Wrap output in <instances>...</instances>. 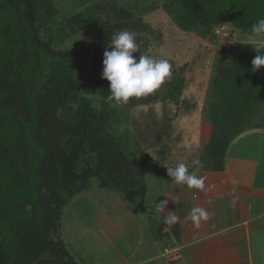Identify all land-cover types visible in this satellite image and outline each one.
<instances>
[{
  "label": "trees",
  "instance_id": "16d2710c",
  "mask_svg": "<svg viewBox=\"0 0 264 264\" xmlns=\"http://www.w3.org/2000/svg\"><path fill=\"white\" fill-rule=\"evenodd\" d=\"M173 1L177 7L171 14L178 28L201 37L224 21L251 32V26L264 19V0ZM54 10L48 0H0V255L6 264L16 260L17 249L28 260L23 264H77L60 238L64 206L91 181L126 196L143 187L144 159L136 148H129L126 135L113 132L107 83L96 80L106 104L95 113L78 98L76 78L85 71L83 57L92 59L97 77L113 34L124 29L137 32L139 21L113 7L115 23L103 27L104 37L90 49L56 52L39 37L41 19L47 22ZM70 20L81 24L76 15ZM255 55L254 50L239 51L230 55L231 64L222 60L218 67L213 88V106L218 109L212 116L215 136L204 159L213 170L223 169L227 148L249 128H243L250 119L247 114H254L263 99L264 67L252 71ZM70 101H77L78 108L64 119L61 114Z\"/></svg>",
  "mask_w": 264,
  "mask_h": 264
},
{
  "label": "rangeland",
  "instance_id": "374dc122",
  "mask_svg": "<svg viewBox=\"0 0 264 264\" xmlns=\"http://www.w3.org/2000/svg\"><path fill=\"white\" fill-rule=\"evenodd\" d=\"M48 1L54 5L55 10L50 13L47 22L41 19L42 27L39 30V37L49 43L52 50L79 53L85 48L90 49L97 39L104 37L103 27L112 26L115 23L112 10L116 7L132 13L129 20L139 21L140 28L137 32L146 34L137 38L139 53H133V56L138 58L141 54L149 55L157 60L167 59L172 65L171 78L153 94L133 98L119 107L110 102L108 108V112L113 114V132L117 135H126L129 148H136L138 156L144 159L143 177L149 190L159 188L158 182L168 181L167 169L162 166L172 167L179 163L189 164L193 161H201L204 164L203 168L212 166L204 159L207 145L215 136L212 116H216L218 109L213 106V88L219 77L218 67L222 60L231 64L233 57L230 55L236 52L253 51L259 38L255 37L249 31L250 29L236 28L229 21L214 26L205 37H201L194 30H181L171 14L177 7V1L173 0ZM75 15L79 17L80 25L70 20ZM86 23L89 24L88 28H84ZM109 44L110 42L107 47ZM108 51H111V48H108ZM91 63L92 59L87 57H83L80 61L85 71L76 74L80 83L78 98L86 100L90 110L97 113L102 110L106 102L102 100L100 108L97 109L94 101L86 95L97 94L101 97L96 80L103 84L107 83L106 88H109V82L101 78L103 65L95 77ZM76 103L77 101H70L67 104L68 111L64 110L61 114L64 119H67L72 109L77 110ZM247 116L250 119L243 128L249 125L247 129L249 131L262 124L264 129V95L254 114H247ZM76 119H79L77 115ZM251 137L245 139H251ZM255 140L260 141L257 138ZM262 140L264 141V136ZM236 149L234 148L233 151L236 152ZM144 180L143 187L137 188L134 193H131L132 196H126L123 193L121 195L132 202L134 199L138 200L141 204L140 199L145 198ZM112 191V188L100 187L97 181H91L85 191L77 193L70 203L64 206L59 220L60 230L62 219L64 217L70 219L66 222L78 238V249H81L86 258L91 256L93 263L96 264H101L99 262L106 258L103 256L107 254L111 256L112 248L117 255L123 256L124 249L130 247V243H126L124 239L112 240V228L110 229V225L112 227ZM134 204L138 203L134 202ZM118 208L119 206H116L113 209L119 212ZM52 216L50 215L49 218ZM39 217L37 215L35 219L37 224ZM46 223L44 222V225ZM54 228L49 227L48 230L56 233ZM54 236L58 239L57 235ZM25 246L26 244L22 247ZM137 250L139 255L146 252L139 248ZM16 254H19L18 249ZM163 255L170 262L176 261L172 260L174 253L165 250ZM95 257H103V259L95 261ZM0 261V264H6L5 258L1 255ZM27 262L28 260H23L19 264ZM158 264H165V262L158 261Z\"/></svg>",
  "mask_w": 264,
  "mask_h": 264
},
{
  "label": "crops",
  "instance_id": "0c3cea01",
  "mask_svg": "<svg viewBox=\"0 0 264 264\" xmlns=\"http://www.w3.org/2000/svg\"><path fill=\"white\" fill-rule=\"evenodd\" d=\"M262 128L260 124L247 130L230 143L221 171L199 168L191 162L186 164L190 171L204 177V190L172 184L168 177L166 183L158 182L159 188L150 191L143 177L145 198L140 199L141 204L131 198L137 205L112 191V240L124 239L130 247L124 249L125 257L117 255L112 248L111 256L95 257V261L103 259L101 264H158V261L165 264H264ZM250 136L251 139H245ZM160 203H165L162 211L156 208ZM116 206L119 212L113 209ZM197 207L208 213V219L201 220L199 227L188 218ZM173 215L177 217L175 221L165 220ZM66 220L70 221L67 217L62 219L59 233L68 254L77 264H96L91 256L86 258L78 249V238ZM107 242L110 244L108 239ZM137 248L146 252L139 255ZM166 249L176 251L180 258L168 261L163 255ZM32 255L36 257L35 253ZM22 257L19 253L12 264L22 262Z\"/></svg>",
  "mask_w": 264,
  "mask_h": 264
},
{
  "label": "clouds",
  "instance_id": "9594fccd",
  "mask_svg": "<svg viewBox=\"0 0 264 264\" xmlns=\"http://www.w3.org/2000/svg\"><path fill=\"white\" fill-rule=\"evenodd\" d=\"M251 33L258 37L253 48L256 55L252 60V71L264 67V19H261L251 26ZM145 33L133 30H120L113 34L111 42L103 52V71L101 78L109 82L108 96L106 100L114 106L119 107L127 104L133 98L146 97L158 90L172 76V65L167 59H154L149 55H139L138 37L145 36ZM74 42V41H73ZM72 42V45H73ZM71 45V47H72ZM111 48V51H108ZM94 101V106L99 109L104 99L97 94L86 95ZM199 168H203L201 161H193ZM167 175L171 178L172 184L186 186L188 189L204 190L205 179L190 171L185 163H179L175 167H165ZM211 204V201H208ZM165 203L156 206L157 209H164ZM196 227H199L201 220L208 219V213L203 208H193L188 217ZM176 216H167V222H173Z\"/></svg>",
  "mask_w": 264,
  "mask_h": 264
},
{
  "label": "built area",
  "instance_id": "2783aa9c",
  "mask_svg": "<svg viewBox=\"0 0 264 264\" xmlns=\"http://www.w3.org/2000/svg\"><path fill=\"white\" fill-rule=\"evenodd\" d=\"M167 251H169L171 253H174V256L172 257L173 258L172 260H178L180 258V255L176 251H174L172 249H166V252Z\"/></svg>",
  "mask_w": 264,
  "mask_h": 264
}]
</instances>
